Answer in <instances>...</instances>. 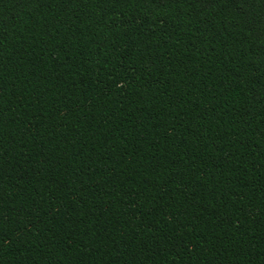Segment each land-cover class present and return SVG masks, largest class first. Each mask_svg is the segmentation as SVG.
<instances>
[{
    "label": "trees",
    "instance_id": "trees-1",
    "mask_svg": "<svg viewBox=\"0 0 264 264\" xmlns=\"http://www.w3.org/2000/svg\"><path fill=\"white\" fill-rule=\"evenodd\" d=\"M0 264H264V0H0Z\"/></svg>",
    "mask_w": 264,
    "mask_h": 264
}]
</instances>
